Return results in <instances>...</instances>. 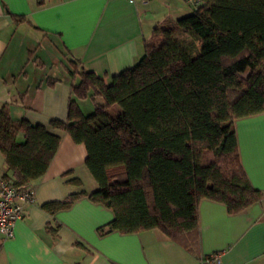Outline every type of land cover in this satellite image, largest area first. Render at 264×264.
<instances>
[{"label":"trees","instance_id":"16d2710c","mask_svg":"<svg viewBox=\"0 0 264 264\" xmlns=\"http://www.w3.org/2000/svg\"><path fill=\"white\" fill-rule=\"evenodd\" d=\"M80 77L66 121L50 127L85 147L97 189L46 210L86 196L113 213L98 234L157 230L189 250L201 201L237 215L264 199L242 170L235 133L238 120L264 114V0H201L191 15L155 29L136 65L110 86L89 72ZM87 97L100 103L84 116L76 100ZM59 140L1 111L0 152L9 173L2 178L31 188Z\"/></svg>","mask_w":264,"mask_h":264},{"label":"crops","instance_id":"0c3cea01","mask_svg":"<svg viewBox=\"0 0 264 264\" xmlns=\"http://www.w3.org/2000/svg\"><path fill=\"white\" fill-rule=\"evenodd\" d=\"M182 0H0V112L13 122L59 135L45 174L33 184L14 237L0 238V264H197L221 253L222 264H264V199L237 215L215 202L198 205L192 249L159 231L98 234L113 213L82 196L67 208L46 210L71 194L97 189L85 168V147L50 127L65 122L72 86L82 71L105 86L133 68L155 29L191 15ZM99 98L76 100L84 116ZM240 165L251 186L264 193V114L235 123ZM16 142H24L19 133ZM9 174L0 152V178Z\"/></svg>","mask_w":264,"mask_h":264},{"label":"built area","instance_id":"2783aa9c","mask_svg":"<svg viewBox=\"0 0 264 264\" xmlns=\"http://www.w3.org/2000/svg\"><path fill=\"white\" fill-rule=\"evenodd\" d=\"M149 0H127L129 4L147 3ZM192 10L201 5V0H182ZM33 188H16L11 182L0 178V238L13 239L15 223L23 218L24 207L34 202ZM197 264H222L221 253H211Z\"/></svg>","mask_w":264,"mask_h":264},{"label":"rangeland","instance_id":"374dc122","mask_svg":"<svg viewBox=\"0 0 264 264\" xmlns=\"http://www.w3.org/2000/svg\"><path fill=\"white\" fill-rule=\"evenodd\" d=\"M248 74V71H246L244 74H243V76H246Z\"/></svg>","mask_w":264,"mask_h":264}]
</instances>
